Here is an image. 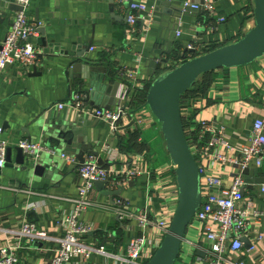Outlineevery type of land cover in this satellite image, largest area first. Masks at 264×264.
<instances>
[{"label": "crops", "instance_id": "0c3cea01", "mask_svg": "<svg viewBox=\"0 0 264 264\" xmlns=\"http://www.w3.org/2000/svg\"><path fill=\"white\" fill-rule=\"evenodd\" d=\"M135 1L146 6L153 20L150 23L138 21L130 28L126 23L127 9L118 0H32L28 18L37 30H44L47 43L42 49V36L38 31L36 43L41 58H38L36 68L40 75H30L34 67L30 70L9 67L0 76V140L12 149L10 157L14 166L0 169V248L14 242L13 232L23 220L36 223L53 238L60 236L55 221L60 213L73 209L67 199L76 197L79 184L75 166L61 159L60 154L79 162L75 152L83 145V139L99 153L103 166L119 172L142 173L123 188L121 197L116 196L113 204L95 188L90 197L101 207L83 215V220L93 228L87 242L104 244L114 238L125 244L139 234L133 222L116 221L114 204L121 200L127 210L146 209L159 220L175 212L178 202L175 167L166 151L161 130L162 146L158 147V154L151 147L150 138L160 124L146 104L131 108L133 92L179 66L183 57L192 59L241 39L254 26L253 0H211L214 15L202 10L182 11L183 2L202 3L203 0ZM10 5H15L14 0H0V44L16 13L9 8ZM174 14L180 15L177 30H174ZM220 18L225 21L219 22ZM177 32L181 33L180 37ZM89 41L91 49L85 52ZM190 44L195 50H187ZM78 55H83L89 64L104 68L102 82L92 77V87L101 92L94 97V105L87 104V107L106 106L114 83L119 84L117 96L127 88H135L129 92L125 115L116 132H111L106 123L96 118L77 116L71 108L59 110L57 107L72 94L85 90L90 83L84 82L83 88L79 84L82 68L71 75L66 74L71 65L82 61ZM128 71L133 72L132 80H127L124 75ZM208 76L211 78L204 94L201 93L204 84L199 83L194 92L183 98L182 118L189 122L194 117L196 121L203 119L224 126L226 138L235 148L239 160L252 122L264 118V56L250 65L216 70ZM100 83L107 89L103 90L106 87ZM117 96L116 104L106 110L122 108L125 102H120ZM41 114L61 122H75L80 139L75 137L72 146L62 144L57 147L55 156L42 153L51 159L50 166L46 167L48 173L44 174L49 177L31 181L27 180L26 173L18 171L20 166L15 163L14 148L23 139L42 143L32 126V121ZM87 156L89 154L83 159ZM205 166L214 170L217 167L209 163ZM219 171L229 183L240 173V168L223 167ZM244 182V196L252 198L264 212V195L260 193V185L264 183V164L258 169L250 168ZM260 233L264 234V218L250 228L249 239L257 250L242 258L245 264H264V239L257 241ZM109 235L112 237L107 240ZM199 236L197 225H189L177 258L179 264L191 263L196 255L193 245ZM21 253L28 255L29 264L49 262V255L44 252L34 254L22 250Z\"/></svg>", "mask_w": 264, "mask_h": 264}, {"label": "built area", "instance_id": "2783aa9c", "mask_svg": "<svg viewBox=\"0 0 264 264\" xmlns=\"http://www.w3.org/2000/svg\"><path fill=\"white\" fill-rule=\"evenodd\" d=\"M118 2L127 9L126 23L130 28H133L138 21L152 22V14L143 3L135 0H118ZM14 3L21 8V11L14 14L10 28L0 44V76L9 67L30 70L38 61L37 26L27 15L32 0H14ZM201 10L208 15L215 14L211 0H203L202 3L185 1L182 4L183 12ZM218 21L222 23L225 20L220 18ZM180 35L181 33L177 32V36ZM187 50L192 51L195 48L190 44ZM124 75L127 80L133 79V72L128 71ZM132 88L120 92L117 96L118 100L126 103ZM84 99L85 96L74 93L57 107L59 110L71 108L78 115L96 118L106 123L111 132H116L125 111L119 107L114 111L91 109L83 102ZM192 123L188 130L190 133L188 144L198 166L200 204L189 225L196 224L198 227L200 239L195 242L193 249L194 252L201 251L203 256L194 255L190 264H245L242 258L257 250L256 245L249 239L250 228L264 218V212L257 207L252 198L244 196L242 188L245 183L242 172L252 167L256 169L263 167L264 118L252 122L247 144L240 151L239 160L235 148L226 138L224 126H217L203 119L198 121L194 119ZM17 147L25 155L42 153L49 156L56 155L54 150L47 149L44 144L27 139L20 140ZM7 148L8 144L0 140V169L4 166ZM60 157L75 166L79 177L76 197L67 199L72 203L73 209L60 213L55 221L60 236L53 238L41 230L36 223L23 220L19 228L13 232L14 242L0 248V264H29L28 255L23 256L22 250L34 254L44 252L49 255L48 264H148L166 235L174 213L159 220L151 215L149 210L132 212L124 205L120 206L121 202L115 203L116 216H119L120 220L133 222L139 230V234L130 238L125 244L114 238L112 242L107 241L104 244L87 242L93 228L83 220L85 213L101 207L90 197L97 182L104 183V189L111 192L118 187L124 188L142 173L119 172L110 166L100 165L98 158L93 155L84 158L82 163L66 154H61ZM205 163L217 166L216 170L207 169ZM231 166H238L240 173L227 183L219 169ZM260 193L264 195V183L260 185ZM110 237L112 236L106 237L107 240ZM244 239L249 241V249L245 248ZM263 239L264 234H258L257 241ZM201 240L204 242L202 243Z\"/></svg>", "mask_w": 264, "mask_h": 264}, {"label": "water", "instance_id": "95a60500", "mask_svg": "<svg viewBox=\"0 0 264 264\" xmlns=\"http://www.w3.org/2000/svg\"><path fill=\"white\" fill-rule=\"evenodd\" d=\"M15 5H10L9 8L16 12L21 11V8ZM253 5L254 26L241 39L192 59L183 57L182 63L179 66L157 77L148 87L145 104L160 124L166 151L175 167L178 188V202L171 224L148 264H175L181 251L185 232L200 204L199 171L185 135L181 114V99L194 86L200 76L220 69L244 67L264 56V0H253ZM173 17L174 30H177L180 15L174 14ZM36 22H38V18H36ZM37 31L42 36L41 48L45 49L47 47L45 32L40 28ZM91 46V41H89L85 52H89ZM39 57L41 58L40 55H38ZM78 58L82 59V61L71 65L66 74L67 76L71 75L76 69L81 71L82 68L83 74L79 76V84L83 88L84 82L90 83L85 90L77 92V94L85 96L83 102L91 105V103L93 104L94 97L101 92V90H96L92 87V77L95 76L98 82H102L104 68L89 64L84 60L83 55H78ZM30 75H40L37 72L36 66ZM100 84L102 85V83ZM102 87H106L103 90L107 89V86L104 84ZM118 88L119 84L114 83L112 94L109 96L110 102L106 106H101V104L95 105L94 109H109V107L115 105ZM125 109L126 103L122 106L121 110L124 111ZM76 115L78 116L77 113ZM32 126L41 137L44 146L54 151L62 144L72 146L76 138L80 139V136L76 134L78 125L73 121L61 122L58 119H49L41 114L32 121ZM82 142L83 145L75 152L79 163L83 162L85 154H89L97 157L99 164L102 165L99 153L90 147L84 139ZM14 151L16 152L15 163L20 166L18 171L26 173L27 180L32 181L34 179L49 177L44 176L45 173H48L46 167L51 164V159H48L47 156H43L42 154L25 155L19 147L14 148ZM11 152L12 149L7 148L4 168L14 167L11 162ZM242 175L247 177L249 169L243 170ZM9 185H12V182H9ZM95 188L102 191L103 196L109 198L111 204H113V199L116 196L121 197L123 191V187H118L115 191L111 192L106 191L104 189L105 185L102 182H97ZM122 205L123 200L120 203V206ZM116 221L121 222L119 216L116 217ZM243 242L245 248L249 249V241L244 239ZM196 255L203 256V253L196 251Z\"/></svg>", "mask_w": 264, "mask_h": 264}, {"label": "trees", "instance_id": "16d2710c", "mask_svg": "<svg viewBox=\"0 0 264 264\" xmlns=\"http://www.w3.org/2000/svg\"><path fill=\"white\" fill-rule=\"evenodd\" d=\"M224 70H227V69H224ZM210 74L211 73H207V74H204L202 76H208ZM197 81H198V79H197ZM197 81L195 82V84L197 83ZM206 83H207V85L204 84V86H202V88H201V93H203V94H204V91L206 90V88L208 87V83L209 82H206ZM150 84H146L143 89H135L134 90L133 98H132V100L130 102V104L132 105L131 108H134V105H143V104H145V102H146V92H147L148 87L150 86ZM195 84H194V86H195ZM192 91L194 92L193 88H191L186 94L183 95V97L181 99V103H182L183 98L186 95L190 94ZM193 120H194V117L189 119V122H186L185 120H183L185 135H186V138H187L188 142H190V133H188V130L193 125V123H192ZM191 134L193 135V133H191Z\"/></svg>", "mask_w": 264, "mask_h": 264}, {"label": "rangeland", "instance_id": "374dc122", "mask_svg": "<svg viewBox=\"0 0 264 264\" xmlns=\"http://www.w3.org/2000/svg\"><path fill=\"white\" fill-rule=\"evenodd\" d=\"M253 8H254V5H253ZM209 78H211V76H201V77H199L197 83L195 84V86L192 87L193 90H194V88H197L198 87V84L199 83H203V84L207 85L206 82H208V79ZM158 126H157V129H156V132H154L153 135L150 138V141L153 144L152 146L151 145L150 146L153 147L154 150H156L155 153H157V154H158V152H157L158 147L162 146V141H161L162 135L160 133V125H158ZM175 264H179V261H176Z\"/></svg>", "mask_w": 264, "mask_h": 264}]
</instances>
